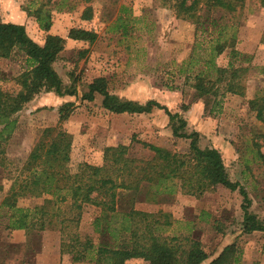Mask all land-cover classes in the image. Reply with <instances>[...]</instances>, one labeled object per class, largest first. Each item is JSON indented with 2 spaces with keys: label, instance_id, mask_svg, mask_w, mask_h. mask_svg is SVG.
I'll use <instances>...</instances> for the list:
<instances>
[{
  "label": "rangeland",
  "instance_id": "1",
  "mask_svg": "<svg viewBox=\"0 0 264 264\" xmlns=\"http://www.w3.org/2000/svg\"><path fill=\"white\" fill-rule=\"evenodd\" d=\"M61 1L51 0L46 5L52 21L48 34L64 40V49L53 69L63 86H73L76 94L57 96L53 92H42L14 115L16 130L0 153V204L46 128L58 126L71 135L68 167L72 173L81 163L101 166L106 147L125 146L127 157L137 161L149 160L152 156L142 144L180 154L187 152L189 140L173 138L168 118L162 110L150 114L117 115L101 107L99 95L91 102L83 100L87 85L95 78L104 77L111 94L121 100L140 104L154 100L166 106L186 121L187 133H198L200 148L218 149L229 180L244 188L251 202L249 212L264 224V164L253 154V151H260L264 156V125L248 110V101L261 94L264 88V75L261 74L264 67V43L261 42L264 8L260 0H244L232 14L205 6L207 0H198L195 12L201 21L208 17L220 24L235 26L234 49L250 58L249 61L240 58L234 62L235 67H248L243 76L244 95L227 94L216 115H208L203 100H196L189 83L183 84V78L176 76L195 42H202V39L194 35L196 24L190 19L176 18L173 9L167 7V0H92L87 4L92 8L90 21L80 18L86 4L79 0ZM40 3L41 0H0V22L22 25L28 37L42 45L46 33L29 15ZM123 7L127 9L123 17L129 16L131 22L126 36L121 30H111ZM73 28L94 31L96 41L90 45L72 41L68 32ZM229 60V50H226L218 56L216 64L226 68ZM22 64L19 56L11 60L0 59L2 90L12 93L19 90L16 79ZM169 87L179 89L169 90ZM182 106L187 109L183 111ZM59 111L69 115L62 122H59ZM129 194H119L118 208L133 207L145 213L168 215L171 225L163 236L170 240L175 238L172 242L184 249L188 247V240L199 242L209 255L201 264H209L229 245H234L240 252V264H264V232L243 231L242 197L237 191L216 187L200 197L178 192L158 204H130ZM45 199L50 197L25 196L18 199L17 206L32 209L41 206ZM201 212L209 217L202 218ZM98 215V208L84 205L78 222L70 223L62 231L57 223L54 228L25 234L22 230L5 229L7 217L2 209L0 264H89L73 263L69 254L60 253V246L71 243L74 236L81 242L89 239L96 244L98 236L93 232L92 222ZM126 264L148 263L132 259Z\"/></svg>",
  "mask_w": 264,
  "mask_h": 264
},
{
  "label": "trees",
  "instance_id": "2",
  "mask_svg": "<svg viewBox=\"0 0 264 264\" xmlns=\"http://www.w3.org/2000/svg\"><path fill=\"white\" fill-rule=\"evenodd\" d=\"M50 1L41 0L40 5L29 12L38 28L46 33L42 45L32 41L22 25L0 22V59L11 60L19 56L23 62L22 71L16 79L19 90L12 93L0 88V153H3L2 147L16 130L14 115L35 96L42 92H53L57 96L76 94L73 86H63L53 69V64L64 49V40L48 34L52 21L46 5ZM79 1L87 5L92 0ZM167 1V7L173 9L176 18L190 19L196 24L194 35L202 39V42H195L176 76L183 78V84L189 83L196 100H203L204 111L208 115H216L221 111L222 100L227 94L244 95L243 76L248 67H235L234 62L240 58L245 62L250 58L234 49L235 26L220 24L208 17L201 21L195 12L198 0ZM243 1L207 0L205 6L221 8L232 14ZM260 4L264 8V0H260ZM120 13L111 30H121L122 35L126 36L131 22L129 16L123 17L127 13L126 8H121ZM80 18L83 21L92 19L89 5L84 7ZM68 38L90 45L96 41L97 34L91 30L73 28L68 32ZM261 42L264 43V29ZM226 50H229L228 65L226 68L219 67L216 59ZM261 74L264 75V67ZM95 95L101 97V107L112 114L140 115L162 110L168 118L173 138L189 140L187 152L180 154L142 144L152 156L149 160L137 161L127 157L128 148L125 146L106 147L101 166L81 163L72 173L68 167L71 135L58 126L46 128L1 201L0 210L3 209L7 217L5 229L22 230L29 234L33 230L54 228L59 223L62 231L70 223L76 224L82 207L90 205L99 209V215L92 222L98 242L95 244L89 239L81 242L74 236L71 243H61L60 253L69 254L73 263L126 264L132 259H140L148 264H201L209 255L199 242L188 240V247L184 249L172 242L175 238L170 240L163 236L171 225L168 215L145 213L133 207L123 210L118 208V197L121 192H126L130 193L127 196L130 204H158L171 199L178 192L200 197L216 187H222L231 192L237 191L242 197L243 231L264 232V224L249 212L251 202L244 188L229 180L220 151L200 148L198 133H187L186 121L178 113H172L154 100L143 104L121 100L109 92L104 77L95 78L89 83L82 99L91 102ZM181 109L185 111L187 108L182 106ZM248 110L264 125V88L261 94L248 101ZM68 116L59 111V122ZM253 154L264 164L260 151H253ZM25 196H48L50 199H45L41 206L32 209L18 207V199ZM60 216L62 218L59 220ZM200 216L208 218L209 214L201 212ZM240 255L234 245H229L209 264H240Z\"/></svg>",
  "mask_w": 264,
  "mask_h": 264
}]
</instances>
